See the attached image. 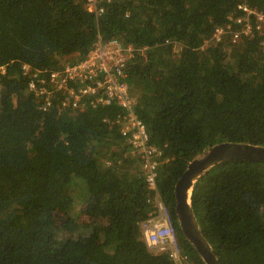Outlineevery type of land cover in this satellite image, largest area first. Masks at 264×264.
<instances>
[{
	"label": "trees",
	"instance_id": "16d2710c",
	"mask_svg": "<svg viewBox=\"0 0 264 264\" xmlns=\"http://www.w3.org/2000/svg\"><path fill=\"white\" fill-rule=\"evenodd\" d=\"M242 1L264 11V0H110L95 18L85 0H0V264H175L142 237L155 190L141 157L108 122L122 107L43 111L27 91L23 64L76 63L98 34L145 47L125 80L148 143L169 158L157 169L156 190L186 264H204L177 226L176 181L215 143L264 146L260 36L225 35L202 47ZM77 182L90 220L61 237L57 217L69 216ZM191 206L220 264H264V163L214 165L195 183Z\"/></svg>",
	"mask_w": 264,
	"mask_h": 264
},
{
	"label": "built area",
	"instance_id": "2783aa9c",
	"mask_svg": "<svg viewBox=\"0 0 264 264\" xmlns=\"http://www.w3.org/2000/svg\"><path fill=\"white\" fill-rule=\"evenodd\" d=\"M104 1L85 0L87 9L98 18L104 11ZM253 34L260 36V45L264 52V11L252 8L245 1L237 4L233 13L226 16L222 25L215 27L204 46L218 41L227 35L232 42L249 38ZM144 48H135L120 39L103 38L99 34L91 44L84 58L67 64L60 62L55 69H34L27 64L21 66L22 75L29 77L27 91L33 92L38 108L43 111H61L70 107L72 112H80L88 105L117 104L123 112L114 120L106 121L118 125L121 136L132 147V153L141 158V170L144 181L154 195L149 199L152 209L140 222L142 237L148 248L157 253H167L175 264H186L169 208L161 200L156 190L157 169L169 160L161 149L148 143V134L144 123L136 116V103L129 92L125 80V69L136 52L143 53Z\"/></svg>",
	"mask_w": 264,
	"mask_h": 264
},
{
	"label": "water",
	"instance_id": "95a60500",
	"mask_svg": "<svg viewBox=\"0 0 264 264\" xmlns=\"http://www.w3.org/2000/svg\"><path fill=\"white\" fill-rule=\"evenodd\" d=\"M226 160L264 163V146L246 142L222 141L193 157L174 185V215L183 238L204 264H220L203 235L191 206L197 180L214 165Z\"/></svg>",
	"mask_w": 264,
	"mask_h": 264
},
{
	"label": "rangeland",
	"instance_id": "374dc122",
	"mask_svg": "<svg viewBox=\"0 0 264 264\" xmlns=\"http://www.w3.org/2000/svg\"><path fill=\"white\" fill-rule=\"evenodd\" d=\"M175 48H178V46H175ZM64 60L65 59H62L61 61L64 62ZM131 97L132 99L134 98L132 95ZM71 194L73 197V204L69 210V216L62 213L57 217V224L59 227L58 235L61 237L66 236L71 231L70 229L75 225L73 224L74 222L85 223L90 220V218L85 214L84 211L85 196L83 193V189L78 185V182L71 186Z\"/></svg>",
	"mask_w": 264,
	"mask_h": 264
}]
</instances>
